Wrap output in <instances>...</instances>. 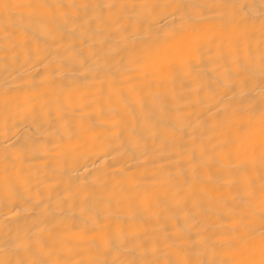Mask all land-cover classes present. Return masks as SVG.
Segmentation results:
<instances>
[{
	"label": "bare ground",
	"instance_id": "6f19581e",
	"mask_svg": "<svg viewBox=\"0 0 264 264\" xmlns=\"http://www.w3.org/2000/svg\"><path fill=\"white\" fill-rule=\"evenodd\" d=\"M0 264H264V0H0Z\"/></svg>",
	"mask_w": 264,
	"mask_h": 264
}]
</instances>
